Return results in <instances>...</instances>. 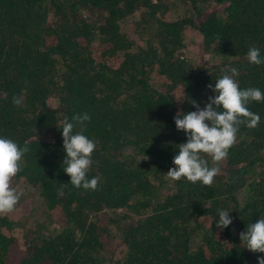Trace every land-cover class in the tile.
<instances>
[{
	"label": "trees",
	"instance_id": "16d2710c",
	"mask_svg": "<svg viewBox=\"0 0 264 264\" xmlns=\"http://www.w3.org/2000/svg\"><path fill=\"white\" fill-rule=\"evenodd\" d=\"M184 1L182 15L166 17L167 0H0V136L28 145L13 179L35 186L46 215L60 222L49 232L30 228L19 248L14 218L0 215V264H257L264 257L239 239L264 218V102L249 103L259 124L240 126L211 186L166 178L186 142L173 118L196 111L194 102L203 109L209 84L236 68L241 89L264 92V65L246 59L253 46L264 57V0ZM87 8L103 15L91 20ZM129 16L138 18L128 31L121 22ZM186 29L199 34L203 51L226 59L192 68L178 54ZM85 112L83 134L96 144L88 171L99 177L95 191L73 187L63 171L62 121ZM218 209L232 218L223 230Z\"/></svg>",
	"mask_w": 264,
	"mask_h": 264
},
{
	"label": "clouds",
	"instance_id": "9594fccd",
	"mask_svg": "<svg viewBox=\"0 0 264 264\" xmlns=\"http://www.w3.org/2000/svg\"><path fill=\"white\" fill-rule=\"evenodd\" d=\"M246 59L252 65H264V57L257 47L248 49ZM229 71L230 75L224 74L215 81L214 88L211 84L207 86L213 95L208 97L203 109L194 102L196 111L178 112L174 116L176 130L185 133L186 142L178 145V153L172 159L174 167L169 168L166 178L172 181L185 178L193 184L199 182L203 186H211L220 174L218 164L227 158L240 126L249 129L258 126L260 116L250 111L248 105L253 101L264 102V92L256 87L241 89L235 79L239 75L238 70L230 68ZM22 102L21 97H12L14 106L19 107ZM90 120V115L85 112L74 115L71 120L65 117L62 121V146L66 154L62 163L73 187L95 191L99 177L89 179L88 171L96 144L83 134L85 122ZM77 126L81 130L74 132ZM28 151L27 144L21 147L14 140L0 136V215L13 212L23 194L13 188L11 182ZM205 156L211 158L213 166H209ZM217 211L216 227L223 230L232 224V218L227 210ZM239 239L248 251L264 253V218L248 224L246 230L239 234ZM257 264H264V257H257Z\"/></svg>",
	"mask_w": 264,
	"mask_h": 264
},
{
	"label": "rangeland",
	"instance_id": "374dc122",
	"mask_svg": "<svg viewBox=\"0 0 264 264\" xmlns=\"http://www.w3.org/2000/svg\"><path fill=\"white\" fill-rule=\"evenodd\" d=\"M170 7H168L165 11L166 17H174L182 15L186 9V3L184 0H167ZM201 7H205L206 4H200ZM83 15L91 20L100 19L103 15L101 12L95 9L87 8L84 9ZM138 16H129L126 17L122 22L121 25L124 29L130 30L133 27V21H135ZM137 42H140L138 38H136ZM179 57L186 61L192 68L197 69L202 63L206 65H214L219 64L221 61H224L226 58L224 56L215 54L214 52H205L201 49L200 46V38L199 34L192 30L186 29L184 31V46L179 50ZM152 82L158 87L162 88L161 80L157 81L155 77L151 79ZM172 94L176 100H180L181 98V87L176 86ZM48 104L53 107L58 106V102L56 97L50 96L48 98ZM258 169L257 167L254 168L252 171V177L257 176ZM14 178V177H13ZM12 178L11 186L14 185L15 189L18 192H22L21 198L16 205V208L13 212L9 213L14 218V223L11 228V232L15 237V240L19 246V248H23V235L26 231L30 228H33L37 225L41 227V229L45 232H49L54 228H57L60 222L55 221L49 218L46 215V209L44 205L40 201L37 195V189L35 186H32L28 183L20 181V178L17 180ZM161 191H166V187L163 186ZM116 211H127L126 208H118ZM115 213V212H114ZM113 214L110 211L102 210L99 213V216L107 217V215ZM114 243L118 242V237H113ZM199 242V238H196L192 242V246L195 247L196 243ZM123 247L118 245L115 250V256H119L122 254Z\"/></svg>",
	"mask_w": 264,
	"mask_h": 264
}]
</instances>
